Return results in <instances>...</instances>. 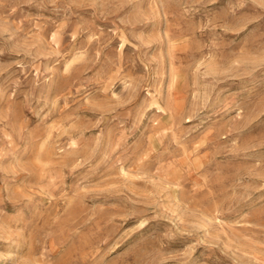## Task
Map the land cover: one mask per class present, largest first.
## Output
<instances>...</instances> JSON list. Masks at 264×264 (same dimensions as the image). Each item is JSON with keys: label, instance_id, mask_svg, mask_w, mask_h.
Segmentation results:
<instances>
[{"label": "rangeland", "instance_id": "1", "mask_svg": "<svg viewBox=\"0 0 264 264\" xmlns=\"http://www.w3.org/2000/svg\"><path fill=\"white\" fill-rule=\"evenodd\" d=\"M0 264H264V0H0Z\"/></svg>", "mask_w": 264, "mask_h": 264}]
</instances>
